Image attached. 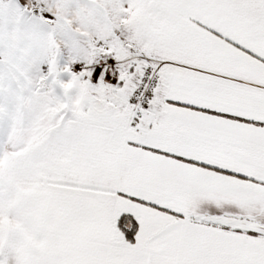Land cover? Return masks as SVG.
I'll return each instance as SVG.
<instances>
[{
    "label": "snow or ice",
    "instance_id": "6c2138e0",
    "mask_svg": "<svg viewBox=\"0 0 264 264\" xmlns=\"http://www.w3.org/2000/svg\"><path fill=\"white\" fill-rule=\"evenodd\" d=\"M0 264H264V0H0Z\"/></svg>",
    "mask_w": 264,
    "mask_h": 264
}]
</instances>
